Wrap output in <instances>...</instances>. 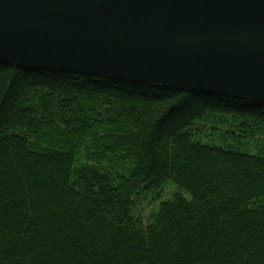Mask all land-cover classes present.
Returning a JSON list of instances; mask_svg holds the SVG:
<instances>
[{
    "label": "trees",
    "instance_id": "trees-1",
    "mask_svg": "<svg viewBox=\"0 0 264 264\" xmlns=\"http://www.w3.org/2000/svg\"><path fill=\"white\" fill-rule=\"evenodd\" d=\"M210 117L264 138L263 102L0 62V264H264V153L195 141ZM166 182L145 224L135 198Z\"/></svg>",
    "mask_w": 264,
    "mask_h": 264
},
{
    "label": "water",
    "instance_id": "water-1",
    "mask_svg": "<svg viewBox=\"0 0 264 264\" xmlns=\"http://www.w3.org/2000/svg\"><path fill=\"white\" fill-rule=\"evenodd\" d=\"M0 62L264 103V0H0Z\"/></svg>",
    "mask_w": 264,
    "mask_h": 264
},
{
    "label": "rangeland",
    "instance_id": "rangeland-1",
    "mask_svg": "<svg viewBox=\"0 0 264 264\" xmlns=\"http://www.w3.org/2000/svg\"><path fill=\"white\" fill-rule=\"evenodd\" d=\"M236 124L229 117L207 118V120L195 126L196 129L193 132L194 140L211 147L234 150L252 155L264 153V138L258 133H252L251 131L241 132ZM102 128L103 126L100 125L95 127L96 131ZM92 137L91 135H87L81 140L82 142L85 141V144L83 146L81 145L77 150V165L79 168L85 165H98L97 161L92 158V155H95L98 151H102V149H93ZM119 156L111 158V155L108 154V160L111 162L109 167L116 171H123L124 169L127 170L130 168L131 165L122 159V157L118 158ZM178 193V189L169 182L164 183L160 188H155L152 185L144 186L135 198L133 214L136 218L142 219L145 224L149 223L151 218L159 211L161 203L172 201ZM186 196L188 195L186 194Z\"/></svg>",
    "mask_w": 264,
    "mask_h": 264
}]
</instances>
